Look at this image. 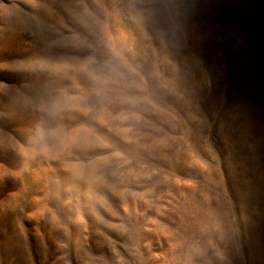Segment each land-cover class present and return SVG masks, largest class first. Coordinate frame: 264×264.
Listing matches in <instances>:
<instances>
[{"label":"rangeland","instance_id":"1","mask_svg":"<svg viewBox=\"0 0 264 264\" xmlns=\"http://www.w3.org/2000/svg\"><path fill=\"white\" fill-rule=\"evenodd\" d=\"M0 264H264V0H0Z\"/></svg>","mask_w":264,"mask_h":264}]
</instances>
